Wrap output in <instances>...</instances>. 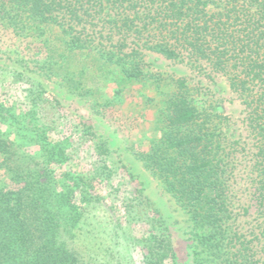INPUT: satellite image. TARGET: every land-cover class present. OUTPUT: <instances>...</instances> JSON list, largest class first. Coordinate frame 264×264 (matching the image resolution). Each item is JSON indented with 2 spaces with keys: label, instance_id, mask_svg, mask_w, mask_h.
<instances>
[{
  "label": "trees",
  "instance_id": "trees-1",
  "mask_svg": "<svg viewBox=\"0 0 264 264\" xmlns=\"http://www.w3.org/2000/svg\"><path fill=\"white\" fill-rule=\"evenodd\" d=\"M0 27L37 40L45 57L36 67L54 75L73 78L80 67L86 76L89 66L152 79L144 58L156 53L227 76L251 140L245 187L216 125L185 80H173L156 136L139 158L187 215L192 260L181 258L163 217L162 232L142 240L143 259L264 264V0H0ZM25 83L18 106L0 98V264H129L128 227L100 221L105 199L95 185L110 169L96 156L84 165L76 157L94 138L92 127L71 125L40 84ZM90 148L107 152L103 141ZM250 207L256 224L247 238L236 221Z\"/></svg>",
  "mask_w": 264,
  "mask_h": 264
},
{
  "label": "rangeland",
  "instance_id": "rangeland-1",
  "mask_svg": "<svg viewBox=\"0 0 264 264\" xmlns=\"http://www.w3.org/2000/svg\"><path fill=\"white\" fill-rule=\"evenodd\" d=\"M41 47L35 39L17 37L11 30L0 27V98L18 106L28 92L25 82L32 81L43 87L47 98L59 102L62 113L72 120L71 125L84 123L92 127L94 138L87 141V148L82 144L77 149L76 157L80 159L79 164L84 165L96 156L110 169L108 181L95 185L96 193L105 199L100 208V221L110 218L128 227L129 264H144L146 251L142 240L151 233L162 232L160 217L168 223L172 242L181 258H186L191 244L188 217L164 191L159 179L144 167L139 155L147 149V141L156 136L157 115L172 92V81L184 79L196 106L216 125L225 151L238 158V185L243 191L242 179L246 178L243 166L250 157L247 151L251 140L245 130L244 107L231 91L227 76L212 72L204 64L197 67L187 60L177 62L147 53L145 71L155 76L152 79H130L112 67L98 72V68L89 66L84 67L86 76L78 73L80 67L72 69L75 77L71 78L67 76L68 71L54 75L47 68L36 67L35 61L45 57ZM93 72H98L96 77L91 76ZM99 141L105 142V154L98 148H90L97 147ZM241 198L244 200V194ZM140 201L143 204H139ZM235 212L242 213V210L235 208ZM255 218L254 207H250L248 215L236 221L247 238L256 224ZM191 260V255H187L186 261Z\"/></svg>",
  "mask_w": 264,
  "mask_h": 264
}]
</instances>
